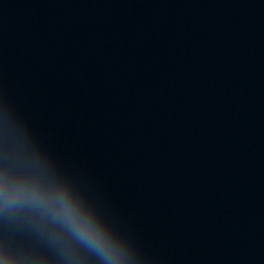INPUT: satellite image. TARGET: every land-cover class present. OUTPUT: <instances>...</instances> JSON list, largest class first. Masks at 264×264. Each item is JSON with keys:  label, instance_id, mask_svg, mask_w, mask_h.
I'll return each mask as SVG.
<instances>
[{"label": "clouds", "instance_id": "clouds-1", "mask_svg": "<svg viewBox=\"0 0 264 264\" xmlns=\"http://www.w3.org/2000/svg\"><path fill=\"white\" fill-rule=\"evenodd\" d=\"M26 214L47 231L63 264L86 253L94 264H125L120 242L75 188L38 155L0 145V215Z\"/></svg>", "mask_w": 264, "mask_h": 264}]
</instances>
